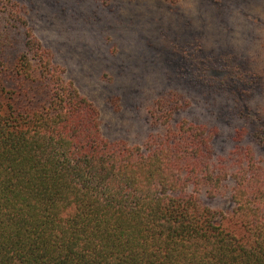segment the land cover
Returning a JSON list of instances; mask_svg holds the SVG:
<instances>
[{
	"label": "trees",
	"instance_id": "16d2710c",
	"mask_svg": "<svg viewBox=\"0 0 264 264\" xmlns=\"http://www.w3.org/2000/svg\"><path fill=\"white\" fill-rule=\"evenodd\" d=\"M259 24L262 56L230 75L205 65L218 83L203 67L190 88L175 78L131 145L103 135L23 6L0 0V264H264ZM194 87L206 116L188 115Z\"/></svg>",
	"mask_w": 264,
	"mask_h": 264
},
{
	"label": "rangeland",
	"instance_id": "374dc122",
	"mask_svg": "<svg viewBox=\"0 0 264 264\" xmlns=\"http://www.w3.org/2000/svg\"><path fill=\"white\" fill-rule=\"evenodd\" d=\"M15 1L64 78L97 108L103 135L131 145L146 139L144 111L173 88L175 78L190 88L203 67L218 83L225 73L244 71L252 55L262 56L264 0H134L108 6L96 0ZM198 44L208 49L197 58L199 65ZM205 65L225 73L214 75ZM190 90L198 103L188 115L206 116L199 89ZM225 137L218 143L223 153L231 147Z\"/></svg>",
	"mask_w": 264,
	"mask_h": 264
}]
</instances>
